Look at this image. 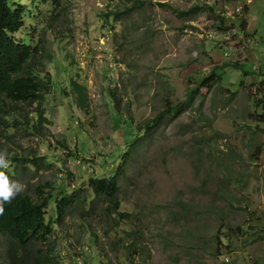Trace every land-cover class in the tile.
I'll use <instances>...</instances> for the list:
<instances>
[{"label": "rangeland", "instance_id": "obj_1", "mask_svg": "<svg viewBox=\"0 0 264 264\" xmlns=\"http://www.w3.org/2000/svg\"><path fill=\"white\" fill-rule=\"evenodd\" d=\"M16 1L46 84L0 108V171L76 202L0 264H264V0ZM116 174L118 209L90 183Z\"/></svg>", "mask_w": 264, "mask_h": 264}, {"label": "trees", "instance_id": "obj_2", "mask_svg": "<svg viewBox=\"0 0 264 264\" xmlns=\"http://www.w3.org/2000/svg\"><path fill=\"white\" fill-rule=\"evenodd\" d=\"M55 7H59L62 0H50ZM25 5L16 0H0V108L4 109L6 100L12 102L34 103L43 98V88L45 82L40 80L36 75L28 72L26 66L29 61L40 51L38 46H31L29 39H16V33L24 25V16L26 13ZM242 30H246L248 26L247 19H242L240 24ZM217 76L212 72L205 77L201 82V86L213 85ZM78 100L83 106L85 92L84 86L78 81H73ZM190 93L188 98L183 103L189 102L194 93ZM178 105L171 109H166L163 115L157 116L153 122H162L166 113L172 110H178ZM41 117L44 115L41 113ZM150 128V125L147 124ZM18 160V158H13ZM26 168L29 164L25 159H21ZM33 164L38 166L39 163L35 160ZM30 164V165H33ZM91 186L95 194L98 196H106L118 209L116 201L119 191L118 175L112 177L90 178ZM68 190L58 192V195L53 192L46 193L43 186L37 187V200H34L29 194L21 193L17 195L10 203L4 204V213L0 215V234L7 235L18 244L26 248L32 240L45 239L52 233L53 221L51 216L47 217V208L53 203V215H56L57 220H62L66 215L69 207L76 202V195L73 193L67 194Z\"/></svg>", "mask_w": 264, "mask_h": 264}, {"label": "clouds", "instance_id": "obj_3", "mask_svg": "<svg viewBox=\"0 0 264 264\" xmlns=\"http://www.w3.org/2000/svg\"><path fill=\"white\" fill-rule=\"evenodd\" d=\"M7 151H0V168L7 169L9 161ZM25 186L18 182L10 180L5 171H0V215L4 213V204L10 203L17 195L23 193Z\"/></svg>", "mask_w": 264, "mask_h": 264}]
</instances>
